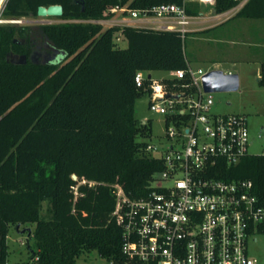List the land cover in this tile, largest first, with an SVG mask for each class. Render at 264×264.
<instances>
[{"label": "trees", "instance_id": "trees-1", "mask_svg": "<svg viewBox=\"0 0 264 264\" xmlns=\"http://www.w3.org/2000/svg\"><path fill=\"white\" fill-rule=\"evenodd\" d=\"M180 0H7L2 17H35L38 6L59 4L61 23L0 24V264L8 260L11 227L32 226L27 241L37 264H76L84 251L119 257L121 229L111 217L112 187L143 196L158 160L145 154L146 124L134 115L143 93L137 71L186 67L179 33L129 25L104 28L114 5L131 8ZM233 5L217 0L216 11ZM197 13V6L188 10ZM237 16L264 17V0H249ZM120 33L127 46L120 48ZM16 39L21 43H14ZM53 52L48 61L40 52ZM25 55L18 64L12 56ZM33 55L36 60L30 58ZM260 84L264 85V61ZM76 175V180L72 175ZM225 178H250L264 196V158L247 156ZM82 180L74 200L73 187ZM47 204L45 215L43 203Z\"/></svg>", "mask_w": 264, "mask_h": 264}, {"label": "built area", "instance_id": "built-area-1", "mask_svg": "<svg viewBox=\"0 0 264 264\" xmlns=\"http://www.w3.org/2000/svg\"><path fill=\"white\" fill-rule=\"evenodd\" d=\"M6 1L0 0V24L21 22L2 17ZM232 1L222 11H216L217 0L140 8L117 4L106 13H119V19L90 22L116 20L119 25L175 31L184 44L193 26L224 22L249 0ZM193 6L196 14L188 12ZM207 71L187 62L185 68L166 71L160 78L136 72L134 83L147 95L149 109L164 116V138L146 142L144 150L161 169L152 174L146 193L136 198L118 184L100 183L115 191L111 217L121 229V255L101 257L107 264H264L250 248L264 237V196L255 192L250 178L222 176L247 156L264 158V128L258 131L261 152L250 153L246 116L212 112V92L202 87ZM84 183L99 182L79 181L72 188L74 200Z\"/></svg>", "mask_w": 264, "mask_h": 264}, {"label": "rangeland", "instance_id": "rangeland-1", "mask_svg": "<svg viewBox=\"0 0 264 264\" xmlns=\"http://www.w3.org/2000/svg\"><path fill=\"white\" fill-rule=\"evenodd\" d=\"M121 14L117 13L112 16V19H119ZM21 22L13 23L17 25H39L48 23H61L62 20L58 17H23L20 18ZM247 20L248 23H255L260 25L264 29V17L259 20L239 18L237 16L226 20V22L219 26L215 32H209L199 35L198 33H188L184 41V51L188 63L194 68H202L204 70L221 69L224 72L228 70H234L230 63H213V60L221 58L225 55L229 58H240L245 53V50L255 51L257 45L256 41H259L258 36H251L252 41L241 42V36H233L230 31L234 25L240 26L241 22ZM113 22H103L101 25L104 28L113 25H119L116 20ZM112 23V24H111ZM5 24V23H2ZM209 25V24H207ZM121 26V25H120ZM223 30V31H222ZM229 32V33H227ZM231 32V33H230ZM213 35H216L213 38ZM115 42L120 48H125L127 42L120 33L115 36ZM240 39V40H239ZM264 39V37H263ZM233 40V43L230 41ZM255 42V43H252ZM263 42V41H262ZM264 44V42L262 43ZM222 49V52L220 51ZM18 57L16 56L15 59ZM237 72H239V87L233 91H217L212 92L213 106L212 112L215 114H240L247 118V126L250 133V140L252 145L249 148L250 153H260L262 149V139L258 135V131L261 127L264 128V85L260 84L257 76L255 75V64L247 60H240ZM261 70V66H260ZM150 74L154 78H160L166 76V71H150ZM149 99L146 94H142L135 101L134 115L139 123H146V135H138L137 141H145L152 143H159L164 138V116L158 111L150 110L148 107ZM46 202L43 203L42 214L45 215ZM26 226H20V230H16L14 227L10 228L7 244H8V260L6 264H37L36 257L31 255L29 248L27 247V241L32 243L31 238H28L30 225L28 229ZM251 254L261 262H264V237H258L255 244L250 246ZM76 264H107L95 250L84 251L76 259Z\"/></svg>", "mask_w": 264, "mask_h": 264}, {"label": "crops", "instance_id": "crops-1", "mask_svg": "<svg viewBox=\"0 0 264 264\" xmlns=\"http://www.w3.org/2000/svg\"><path fill=\"white\" fill-rule=\"evenodd\" d=\"M235 16H237V15H235ZM237 17H239V16H237ZM239 18H243V17H239ZM262 18L263 17L258 18V19H252V20H259ZM245 19H248V18H245ZM225 22L226 21L218 23V24H214V25L204 24V25H200V26H198V25L193 26V30L189 33L194 34L195 32L196 33L199 32V35H201V33L204 35L206 33H209L210 31L215 32L214 30H216L219 26L223 25ZM243 22H244V25H242V22H241L239 27L238 26L236 27V25H234V27L230 30L232 32V34H231L232 37L233 36L234 37L235 36H241L242 37V38H240L241 42L243 39H244L243 41L249 42V41L253 40L251 38V36L253 37L255 35V36H258L260 38L259 41H256L258 44L260 43V46L257 45V48L253 52L249 51V50H245V53L243 55H241L240 58H236V59L233 58L232 59V58L226 57L225 55L224 56L222 55L221 58H217V60L216 59L213 60V63H216V65L219 63H225V62L230 63L231 67H234L235 69L233 71L228 70V72L237 73L238 77H239V72H237L236 69L239 68L238 65L241 62L240 60H242V61L247 60V61L255 64L256 68H255L254 73L257 76V79L259 80L260 79L261 62L264 61V44H262L264 42V39H263L264 29L260 25H256L255 23H253V24L248 23L247 20H245ZM227 33H229V32H227ZM215 37H216V35H213V38H215ZM230 42L233 43V40H231ZM252 43H255V42H252ZM220 51L222 52V49H220Z\"/></svg>", "mask_w": 264, "mask_h": 264}, {"label": "water", "instance_id": "water-1", "mask_svg": "<svg viewBox=\"0 0 264 264\" xmlns=\"http://www.w3.org/2000/svg\"><path fill=\"white\" fill-rule=\"evenodd\" d=\"M63 13V8L59 4L48 6H38L36 15L40 17H59ZM14 43H21L14 39ZM17 59H12L13 62L24 64L26 62L25 55H18ZM202 87L206 92L217 91H233L239 87V77L237 73L224 72L221 69H211L202 76ZM75 179L76 175H72Z\"/></svg>", "mask_w": 264, "mask_h": 264}, {"label": "flooded vegetation", "instance_id": "flooded-vegetation-1", "mask_svg": "<svg viewBox=\"0 0 264 264\" xmlns=\"http://www.w3.org/2000/svg\"><path fill=\"white\" fill-rule=\"evenodd\" d=\"M16 56H12V59H15ZM31 59L33 60H36V58L31 55L30 56ZM54 58V53L53 52H47V51H44V52H40L39 53V59L42 60V61H48V60H51Z\"/></svg>", "mask_w": 264, "mask_h": 264}]
</instances>
